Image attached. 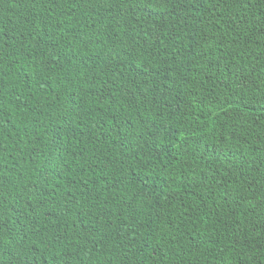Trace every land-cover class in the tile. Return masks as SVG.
Here are the masks:
<instances>
[{
	"label": "trees",
	"instance_id": "trees-1",
	"mask_svg": "<svg viewBox=\"0 0 264 264\" xmlns=\"http://www.w3.org/2000/svg\"><path fill=\"white\" fill-rule=\"evenodd\" d=\"M0 264H264V0H0Z\"/></svg>",
	"mask_w": 264,
	"mask_h": 264
}]
</instances>
